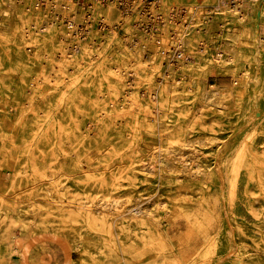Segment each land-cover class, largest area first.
Returning a JSON list of instances; mask_svg holds the SVG:
<instances>
[{"label": "bare ground", "instance_id": "bare-ground-1", "mask_svg": "<svg viewBox=\"0 0 264 264\" xmlns=\"http://www.w3.org/2000/svg\"><path fill=\"white\" fill-rule=\"evenodd\" d=\"M142 1L136 0L139 7ZM185 1L213 5L225 17L232 14V20L223 23L226 42L219 45L218 50L211 56L205 47L194 46L193 37L188 31L191 28L190 22H185L186 29L178 37L181 47L175 49L172 59L174 62L168 61L166 64L164 79L156 84L153 83V79L148 82L151 92L149 104L156 106L157 113L149 117V121H144L142 127L137 118H128L129 112L125 110L116 112L106 108L103 111L87 112L75 107V99L81 89L96 82L104 85L103 97L108 100L109 106L123 108V103L121 105L117 103L125 100L126 93L131 92L132 87L125 85L122 77L124 69L117 64L120 60L129 65H140L144 60L141 57V47L123 40L118 44L119 49L109 55L108 47L99 46L100 41L90 37L93 34L90 32L91 28L97 20L93 14L90 19L88 18L87 27L83 29L78 27L77 30L80 34L84 31L89 34H85L83 38L76 35L74 46L67 45L64 36L67 37L76 29L74 26L78 25L77 20L83 12L73 11L64 18V23H61L57 18L58 12L50 11L52 7H67L69 5L67 1L50 0L42 9L33 0H0V30L6 31L7 35L6 40L0 38V49L10 67L8 77L0 79V128L3 131L2 146H10L14 158L8 164L7 155L2 156L5 167H8L5 171L9 172L10 180L7 187L0 188V217L3 213L11 212L12 217L21 213V206H10L7 204L8 201H22L21 198L36 200V194H39L36 189H46L52 193L55 201L58 202L57 205L61 206L58 207V211H51L53 215L50 214L48 218L42 220L37 218L39 212L48 215L50 211L33 209L30 224L33 229L44 227V230L51 224L61 221L71 225L62 237L68 245L73 244L79 248L81 256L79 264H141L143 260L147 262L146 264H203L204 253L223 249L224 240L230 239V233L226 231L225 234L221 228L226 210L236 225V241L239 246L236 257L229 264H264L260 257L261 253L264 254V151L255 149L251 144H243L238 153L226 162L221 163L218 159L216 161L219 163L218 168L211 166L208 169L207 166L211 163L205 165L199 162L196 172L184 177L163 173L156 169L155 165L147 162L133 164V158L130 157L132 155L130 148L134 151L137 135L141 129L157 134L156 154L159 160H169L168 153L171 152V148L173 151L178 149L177 141L182 137L179 134H167L158 124L165 121L164 108L167 94L172 90L174 92L175 89H180V86L174 88L177 86L179 73L192 76L188 68L192 71L201 63L207 65L210 62L219 65L225 59V55L237 60L239 53L237 40L242 35L247 36L251 41L260 40L261 47L256 46L255 52L260 54L261 49L264 52V4L258 6L255 3L253 7L254 0H239L232 5H229L230 0ZM112 2L118 3L119 0ZM114 4L104 7L106 11L104 15L107 18L115 13ZM99 8L102 7L97 1L92 12H99ZM187 9V7L175 8L172 13L180 16ZM104 15L99 20L103 25L107 24ZM37 23H40L43 38L38 37L36 30L31 27ZM139 29L141 32H146L142 25ZM203 30L205 34L213 31L212 23ZM230 39L234 41L233 44L228 42ZM58 48L60 53L57 56L53 55L52 52ZM184 49L188 52L186 56ZM41 50L48 52L46 65L55 70L53 78L49 77V71L43 65L45 62L39 57ZM75 50H77L75 54H70ZM157 54L156 50L153 54L154 60L157 59ZM185 60H190L193 65H189ZM67 65L73 66L71 77L67 74ZM172 65L181 66V72L175 71ZM33 71L35 74H32ZM130 71L134 74L138 72L137 69ZM15 74L20 75L19 80L13 77ZM64 74L69 83L64 89L72 91L70 94L59 92L58 82L64 79ZM192 78L191 81L197 84L196 91L200 93L202 87L199 85V79ZM251 83L256 85L259 92L264 91V64L255 79L239 81L235 78L233 84L213 87L199 96L214 103L215 117L224 118L225 113L244 106L243 95L246 90L252 89ZM120 91L122 96L119 99ZM10 95L13 97L11 105L8 104ZM87 114L90 115L93 124L86 125L80 119ZM117 114L121 117H117ZM100 115L108 117L102 119ZM120 130L124 132V136L119 135ZM211 138L209 137V140L213 141L214 139ZM120 143L123 148L116 150L114 147ZM59 146L69 151L75 165L72 169L58 166L62 177L59 178L60 184L48 185L46 177L49 174L45 173L46 170L42 172L36 169L32 174L28 172L30 155L46 164L51 157L56 159L60 151ZM103 146L113 147L111 155L115 158V163L103 164L93 159L92 149H96L95 153L100 155ZM220 169L224 171L226 181L223 198L218 195V191L207 193L203 201L174 195L170 209L161 216L149 207L139 205L142 215L148 214V217L139 223H135L132 219L128 222L117 220V217H93L92 212H100L98 208L92 210L86 208L68 213V210L62 206L64 200L59 196L60 187H65L62 182H68L69 185L80 188L85 193L93 192L95 198L98 197L97 195L103 196L96 199L97 203H109L115 199L113 191L119 175L129 180L131 174L145 175L158 170L160 184L168 178L167 181L175 185L177 181L196 177L199 172L215 177ZM241 185L243 189L239 191ZM251 188H256L257 192L251 193ZM91 202L94 201L87 197L81 201L83 205H91ZM69 220L73 221L69 222ZM34 232L39 235L36 230ZM7 233L8 225L0 218V241L6 240V248L0 249L1 264H33L32 261L36 256L41 257L43 264H53V259L73 264L71 256L65 254L63 259L60 257L59 246L52 242L41 243L38 248L32 240L21 236L18 238L20 245H17V242L7 238ZM8 247L10 252L7 251ZM203 250L205 252H202ZM13 254L18 256L14 257ZM211 264L219 263L213 261Z\"/></svg>", "mask_w": 264, "mask_h": 264}, {"label": "rangeland", "instance_id": "rangeland-1", "mask_svg": "<svg viewBox=\"0 0 264 264\" xmlns=\"http://www.w3.org/2000/svg\"><path fill=\"white\" fill-rule=\"evenodd\" d=\"M33 1H36L42 9L50 2V0ZM62 1H67L66 3L70 6L68 5L64 8L61 6H50L52 7L50 10L51 13L58 12L57 18L61 23L64 21V18H66L68 14L73 13V11L83 12V15L79 16L77 20L79 26H74L76 29L72 30V33L68 34L67 37L64 36L65 44L74 46L76 42L74 37L76 35L83 38L85 34H89L85 31L80 34L77 30L87 27L88 18L90 19L93 14L96 16L95 18L97 20L95 21V25L91 28L90 32H93V34L90 35V37L94 38L95 41H100L99 46L108 47L109 55L115 53L116 50L119 49V42L128 40L130 43L141 47V57L144 59L143 62L137 66L129 65L127 62L120 60L117 64L124 69L122 77L125 85L127 87H132L131 92L126 93L125 100L117 103L118 105L123 103V108L120 106H109L108 100L103 97L105 92L104 85L96 82L90 83L88 85L90 87L84 86L83 89H81L80 94L75 99V107L87 112L92 110L103 111L106 108H110V110L116 112L125 110L129 112L128 118H137L142 127H144V121H149V117H153L157 113L156 106L154 104H149L151 92L148 88V82L153 79V83L156 84L164 79L163 76L166 70V64L168 61L174 62L172 59L174 57L173 54H175V49L176 47H181L178 37L181 32L186 29L184 26L185 22H190L191 28L188 31H190V35L193 37L194 46L197 48H201V46L205 47L208 49L209 54L213 56L214 52L218 50V46L224 44L227 39V37L224 36L223 23L232 20V14L225 17L216 7L213 5H206V3L203 2L152 0L150 2L146 1L145 9L138 11L132 8L133 6L131 4H118L115 2L114 4L110 0ZM97 1L102 8L98 9L99 12L93 13V7ZM230 1L232 3L229 2V5H232L236 4L239 0H235V2L234 0ZM255 3L260 6L264 4V0H254L253 7ZM27 4H29V2H27ZM112 4L116 5L115 13L107 18L104 15L106 14L104 7H108ZM179 7H187L188 9L180 16H176V14L173 15L172 12L175 8ZM250 14L253 15L252 13ZM102 15H104L107 24L103 25L101 21H99ZM211 23L213 25V31L205 34L203 28ZM140 25H142V28H144L146 32H141L139 29ZM39 26L40 23H37L35 26L32 25L31 27L36 30V35L38 37L43 38L44 34ZM20 29H22V27H20ZM25 29L26 28H23V30ZM113 33L114 35L112 36ZM143 36L145 37L144 39ZM0 38L3 40L7 39L6 31L0 30ZM228 42L231 44L234 43L231 39ZM237 46L239 50L237 60H232L225 55V59L221 61L219 65H215L214 62H210V64L207 65L201 63L199 66L193 68L192 71L188 68V72H191L192 76L186 73L182 74L181 66L172 65L175 71L180 70L181 72L177 75V77H179L177 86H174V88H179L180 86V89H175L174 92L172 90L167 94V103L164 108L166 112L164 115L165 121L158 124V126L163 127L167 134H179L182 139L177 141V150L173 151L171 148V152L168 153L170 159L162 161L157 158L156 154V150L158 149L157 134L148 133L141 129L137 135L134 151L130 148L132 153L130 157L133 158V164L147 162L150 165H155V168L163 173H173L184 177L185 175L191 174V172H196V169L199 168V162L205 165L211 163V165L207 166L208 169L211 166L218 168L219 163L216 162L218 159L221 163L226 162L227 159L229 160L231 156L238 153L243 144H251L255 149L264 151V91L259 92L256 85L251 83L252 89L246 90L243 95L244 106L237 107L225 113L226 116L224 118L215 117V113L213 112L214 103L208 101L209 99L203 100V97L199 96L213 87L231 85L235 78L239 81L241 79L252 80L258 76V72L264 64L263 50L261 49L260 54L255 52L256 46L258 48L261 47L260 40L252 39L251 41L247 36L242 35L237 40ZM182 48H184L183 45ZM71 49L72 47H70V50ZM156 50L158 52V57L154 60L153 54ZM76 52L77 50H75V52H70V54H75ZM47 53L46 50H41L39 57L41 61L45 62L43 65L46 67V70L49 71V77L53 78L55 70H52V67L46 65ZM59 53V48L52 52L55 56ZM184 54L185 56L186 54L188 55L186 49H184ZM185 61L189 65H193V62L190 60ZM66 68L68 69L67 74L71 77L73 75V66L67 65ZM131 69H137V74L131 72ZM9 70L10 67L7 65L3 51L0 49V79L7 78ZM246 70L248 72H246ZM32 74H35L34 71ZM13 77L19 80L20 75L15 74ZM65 77L64 74V79L58 82L59 92L70 94L72 91H65L64 89L69 84ZM192 77H194V79H199V85L202 87L200 93L196 91L198 90L196 87L197 84L195 81H191L190 78ZM185 89L188 90L185 91ZM121 96L122 92L120 91L118 98L120 99ZM202 101L203 103H201ZM12 102L13 97L10 95L8 104L11 105ZM105 117L108 116L100 115L102 119ZM117 117L120 118L121 116L117 114ZM249 118L253 120L251 121ZM80 119H82L83 123L86 125L93 124L88 114L86 116H81ZM119 135L124 136V132L120 130ZM2 137L3 131L0 128V188L7 187L10 180L9 172L5 171V169L8 170V167H5L2 156L4 154L7 155L8 164L14 159L12 156L13 149L10 146H2ZM209 137H212L211 139L214 140L210 141ZM217 143L218 145H216ZM114 148L116 150L123 148L122 143ZM101 149L100 155L95 153L96 149H92L93 159L103 164L108 163L111 165L115 163L116 160L111 155L113 147L103 146ZM58 150L60 151H58L56 159L51 157L47 160L46 164L42 163V160L30 155L28 172L32 174L36 169L42 172L46 170L45 173L49 174L48 177H46V183L48 185L58 186V184H60L59 178H62L59 174L58 166L72 169L75 165L73 156L69 154L66 148L59 146ZM127 158L129 160V157ZM157 173L158 170L155 173L149 172L145 175L141 173L131 174L129 180L123 175H119L116 188L113 191L115 199H112V202L109 203H97L96 199L98 197L102 198L103 196L97 195L98 197L95 198L93 192L87 191L85 193L82 189L69 185L68 182H62L65 184V187L61 185L59 196L64 200V205L62 206L68 210V213L84 210L86 208H90V210L98 208L100 212H92L93 214L91 215L93 217H117V220L128 222L132 219L135 223H139L141 220L148 217V214L142 215L139 205L149 207V209L156 211L161 216L170 209L172 205L171 199L174 195L193 197L197 198L199 201H203L207 193L215 191H218V195L223 198L226 188L224 171L221 169L217 171L215 177L199 172L196 177L177 181L175 185H173V182L169 183L167 181L168 178L165 179V182L160 184ZM242 189L243 187L241 185L239 191ZM36 191L39 193L36 194V200L21 198L22 201L7 202L8 205L13 207L17 205L21 206V213L18 216L12 217L11 212H9L8 214L3 213L0 217L8 225L7 238L17 242V245H20L18 238L24 236L32 240V243L38 248H40L41 243L50 244L52 242L59 246V253L62 259L63 255L65 256V254H67L69 257L71 256L70 258H72L71 262L73 264H79L81 262L79 248L73 244L68 245L62 237L67 228L71 225L64 221L57 224L51 222L53 224L45 230L44 227H36L33 229L31 226L30 217L33 215V209L37 210L39 208L41 210L50 211L48 215H46L45 212H39L37 218L42 220V218H48L51 211H58V207L61 206L57 205L58 202L55 201L50 191L41 188L36 189ZM250 191L255 194L257 189L251 188ZM85 196L94 201L90 203L92 206L83 205L81 203V201L86 199ZM116 200L118 201L115 202ZM72 221L73 220H69V222ZM221 228L224 230L225 234L226 231L230 233V239L224 240L225 244L223 249L216 252L208 251L204 253L203 264H211L213 261L219 264H229L236 257L239 248L238 242L236 241V225L233 223L231 215H229V212L226 210H224ZM35 230L40 236L35 234ZM4 248H6V240L3 239L0 241V249L3 250ZM7 251L10 252V247L7 248ZM202 252H205V250ZM11 253L13 252L11 251ZM13 256L17 257L18 255L13 254ZM260 257L262 261H264L263 253H261ZM52 261L53 264H67L63 262V260L53 259ZM32 263L43 264L40 256H36ZM146 263L147 262L143 260L141 264Z\"/></svg>", "mask_w": 264, "mask_h": 264}, {"label": "built area", "instance_id": "built-area-1", "mask_svg": "<svg viewBox=\"0 0 264 264\" xmlns=\"http://www.w3.org/2000/svg\"><path fill=\"white\" fill-rule=\"evenodd\" d=\"M103 1H109V0H103ZM110 1H113V0H110ZM150 2V1H152V0H143L142 2V5L139 7L138 5H137V2H136V0H119V2H118V4L119 3H126L127 5H132L133 7L132 8H135V10H138V11H140L141 10V8L142 9H145V2Z\"/></svg>", "mask_w": 264, "mask_h": 264}]
</instances>
